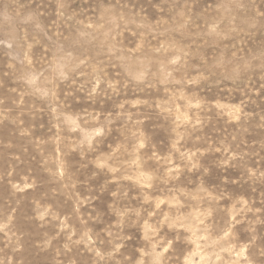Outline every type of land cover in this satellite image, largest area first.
Masks as SVG:
<instances>
[{
	"label": "rangeland",
	"instance_id": "obj_1",
	"mask_svg": "<svg viewBox=\"0 0 264 264\" xmlns=\"http://www.w3.org/2000/svg\"><path fill=\"white\" fill-rule=\"evenodd\" d=\"M0 264H264V0H0Z\"/></svg>",
	"mask_w": 264,
	"mask_h": 264
}]
</instances>
